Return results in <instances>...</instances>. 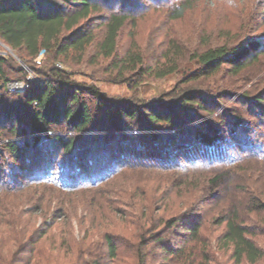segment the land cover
<instances>
[{"label": "trees", "instance_id": "trees-1", "mask_svg": "<svg viewBox=\"0 0 264 264\" xmlns=\"http://www.w3.org/2000/svg\"><path fill=\"white\" fill-rule=\"evenodd\" d=\"M142 1L0 0V40L38 78L0 54V264H104L122 247L134 253L131 264H157L155 248L161 264L264 262V90L239 98L245 112L222 107L235 96L229 87L198 84L224 65L238 74L256 62L261 38L195 51L183 83L196 84L148 103L108 97L60 67L95 49L117 70L115 83L174 74V43L169 64L145 67L137 50L119 56L121 32ZM177 1L173 19L202 0ZM10 82L26 87L13 92ZM125 172L137 180L114 184ZM146 177L155 184L145 189ZM176 199L184 212L159 214ZM214 203L215 212L203 211ZM58 219L63 228L50 237L60 240L47 245ZM207 223L224 226L220 235L205 236Z\"/></svg>", "mask_w": 264, "mask_h": 264}, {"label": "rangeland", "instance_id": "rangeland-1", "mask_svg": "<svg viewBox=\"0 0 264 264\" xmlns=\"http://www.w3.org/2000/svg\"><path fill=\"white\" fill-rule=\"evenodd\" d=\"M135 1L140 2L141 0ZM155 1L157 0H143L140 8L142 12L138 14L135 21H129L122 30L119 40V56L122 58L129 51L137 50L145 56V67H154L158 63L160 65L169 64L167 57L171 55L169 51H171V45L174 43L181 51L179 58H176L178 70L174 74L165 78L132 74L131 81L115 83L117 70L113 68L110 60L95 56V49H89L84 54L82 61L76 54L70 55L68 61L60 63V67H67L76 81L97 85L108 97L133 98L141 103H148L170 92L177 85H180L179 88L185 89L196 84V82L183 83L186 73L196 67L191 59L195 51H202L223 44L234 45L250 34L264 41V0H202L195 3L180 19H173L171 16L173 6H176L172 4H176L177 0L158 1L159 4ZM137 2L136 4H138ZM0 50L2 55H9L14 59L15 66H22L30 72L31 77L34 76V73L22 61L17 52L1 40ZM44 57L45 54L42 53L39 57L40 63L45 59ZM40 63L37 62L38 65ZM35 78L38 80L36 75ZM231 83L232 87L230 86ZM23 84L26 87V83L23 82ZM198 84L213 86L217 90L229 87L235 96L225 99L222 107L227 110L243 107L247 112L248 106L239 101V98L241 99L243 94L253 95L264 90V54L260 55L256 62L249 63L238 74L232 71L230 66L224 65L213 77L202 78ZM19 91L13 90V92ZM86 99L91 102L89 97ZM118 178L120 179L114 184L121 186L124 182L130 183V181L137 180L132 178L130 172H125ZM153 180L146 177L142 186L145 189L148 188V185L155 184ZM110 188L112 187H107L106 190ZM220 204L215 205L214 203L212 206L204 208L203 211L209 212V210L214 209L215 212ZM119 209L123 208L120 206ZM184 211L185 207L182 206L181 200L176 199L174 204L170 203L169 206L163 207L159 214L169 218ZM78 214L80 215L79 211ZM211 217L214 215L210 213V223L212 222ZM42 221L43 218L39 217L35 226L41 224ZM49 222H51L50 219L47 220V223ZM210 223L204 225L202 233L205 236L209 235V237L212 235L214 239L220 235L224 226L214 230V226H209ZM62 228L63 219H58L54 226L48 230L47 245L50 243L49 240H52L53 243L59 242L60 239L50 236L57 234ZM72 229L75 238H77L76 236L80 234V228L76 219L73 220ZM152 255H156L154 256L155 259L159 258L157 264H161L160 252L157 248L153 250ZM228 255L229 252L226 256ZM132 259H134V253L122 247L117 259L105 258L104 264H131ZM259 264H264V262Z\"/></svg>", "mask_w": 264, "mask_h": 264}, {"label": "built area", "instance_id": "built-area-1", "mask_svg": "<svg viewBox=\"0 0 264 264\" xmlns=\"http://www.w3.org/2000/svg\"><path fill=\"white\" fill-rule=\"evenodd\" d=\"M0 54H2L1 50H0ZM37 62L40 63V60H38ZM31 80H36V78L33 76L30 78ZM8 89L11 91H15V90H21L23 91L25 89L23 82H10L8 83Z\"/></svg>", "mask_w": 264, "mask_h": 264}]
</instances>
